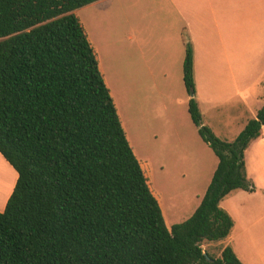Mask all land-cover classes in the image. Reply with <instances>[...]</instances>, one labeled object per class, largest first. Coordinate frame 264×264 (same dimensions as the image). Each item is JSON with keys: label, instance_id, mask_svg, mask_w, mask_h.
<instances>
[{"label": "trees", "instance_id": "16d2710c", "mask_svg": "<svg viewBox=\"0 0 264 264\" xmlns=\"http://www.w3.org/2000/svg\"><path fill=\"white\" fill-rule=\"evenodd\" d=\"M98 1L0 0V154L17 173L0 212V264H243L231 246L219 258L201 246L232 232L220 203L256 191L245 152L264 107L226 142L190 96L191 121L218 164L191 217L168 229L74 13ZM193 66L187 41L189 95Z\"/></svg>", "mask_w": 264, "mask_h": 264}, {"label": "rangeland", "instance_id": "374dc122", "mask_svg": "<svg viewBox=\"0 0 264 264\" xmlns=\"http://www.w3.org/2000/svg\"><path fill=\"white\" fill-rule=\"evenodd\" d=\"M75 15L96 54L127 140L148 172L149 188L171 229L194 213L218 163L188 112L190 95L183 81V62L186 42L191 43L189 29L181 18L173 19L177 15L167 11L166 0H103L77 9ZM241 57L246 63L264 64V46L249 45ZM235 72L193 66L194 99L202 123L226 142H233L255 118L253 112L264 106V84L255 89L232 84ZM251 87L245 101L253 109L244 107L245 98L238 96ZM260 150L245 153L249 177L263 173L264 149ZM9 170L0 164V174L7 178L6 183L0 179V206L15 180ZM246 205L244 198L231 193L221 202L233 220V230L224 241L202 243L205 254L219 258L222 249L231 245L243 264H264V243L255 249L247 245Z\"/></svg>", "mask_w": 264, "mask_h": 264}, {"label": "crops", "instance_id": "0c3cea01", "mask_svg": "<svg viewBox=\"0 0 264 264\" xmlns=\"http://www.w3.org/2000/svg\"><path fill=\"white\" fill-rule=\"evenodd\" d=\"M166 5L168 12L177 15L173 19L181 18L189 29L195 67L232 68L236 70L235 77L231 80L232 84L251 85L253 89L255 86L264 84V64L246 63L241 57L244 50H248L249 45L254 46L255 49L264 46V0H166ZM252 87L247 94L238 93L241 100L245 98L241 101L244 107L250 109L253 107L248 105L245 100L249 98ZM255 95L256 93L252 97ZM252 97L249 100L251 102L253 101ZM255 98L259 101L261 96ZM261 108H257L253 112L255 118ZM253 148H257L259 151L264 149V127L260 138L252 141L245 153ZM5 162L0 154V164L9 170L7 167L9 164L7 162L5 164ZM245 163L246 171L249 172L247 159H245ZM141 166L144 173L146 171V175L148 172L145 166L142 164ZM12 171L15 180L1 203L0 212L4 210L17 180V173ZM0 176L1 182L6 183L5 174H0ZM247 177L253 182L256 191L250 193L239 190L231 194H234L236 198H244L247 202L245 208L247 245L251 249H255L256 245L264 243V170L263 173L253 174L250 177L247 174ZM231 247L238 257L236 249Z\"/></svg>", "mask_w": 264, "mask_h": 264}, {"label": "water", "instance_id": "95a60500", "mask_svg": "<svg viewBox=\"0 0 264 264\" xmlns=\"http://www.w3.org/2000/svg\"><path fill=\"white\" fill-rule=\"evenodd\" d=\"M190 96H191V97L194 96V91H193V90L190 91ZM206 256H207V255H206Z\"/></svg>", "mask_w": 264, "mask_h": 264}]
</instances>
